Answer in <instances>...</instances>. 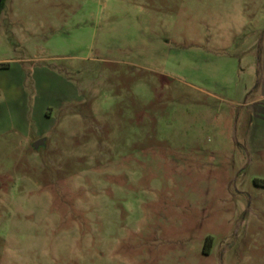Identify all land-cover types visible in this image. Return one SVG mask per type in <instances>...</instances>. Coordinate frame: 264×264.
I'll return each instance as SVG.
<instances>
[{"label": "rangeland", "instance_id": "1", "mask_svg": "<svg viewBox=\"0 0 264 264\" xmlns=\"http://www.w3.org/2000/svg\"><path fill=\"white\" fill-rule=\"evenodd\" d=\"M4 61L0 264H264V0H6Z\"/></svg>", "mask_w": 264, "mask_h": 264}, {"label": "crops", "instance_id": "2", "mask_svg": "<svg viewBox=\"0 0 264 264\" xmlns=\"http://www.w3.org/2000/svg\"><path fill=\"white\" fill-rule=\"evenodd\" d=\"M13 64H14V62L13 61H4V62H0V91L3 93V95L5 96V98H0V103H1V99H2V101H4L5 99H7V98H11L12 97V99H14V98H16L17 97V93H18V91L16 90V88H15V83L16 82H14L15 80H11V86H9V87H7V84H6V82L4 81L5 80V78L3 77V73H9V72H11V71H13ZM12 76V75H11ZM14 82V83H13ZM15 113V112H14ZM25 120V119H24ZM25 122V121H24ZM5 124V123H4ZM14 124V123H13ZM15 125V124H14ZM8 129L10 130H12V128H13V125H11L10 123H8ZM15 127V130L17 129V130H20L21 129V127H23L22 125L19 127V125H15L14 126ZM5 130L6 128H1V120H0V130Z\"/></svg>", "mask_w": 264, "mask_h": 264}, {"label": "water", "instance_id": "3", "mask_svg": "<svg viewBox=\"0 0 264 264\" xmlns=\"http://www.w3.org/2000/svg\"><path fill=\"white\" fill-rule=\"evenodd\" d=\"M45 139H41L34 144V149L38 150L40 147L44 146Z\"/></svg>", "mask_w": 264, "mask_h": 264}, {"label": "trees", "instance_id": "4", "mask_svg": "<svg viewBox=\"0 0 264 264\" xmlns=\"http://www.w3.org/2000/svg\"><path fill=\"white\" fill-rule=\"evenodd\" d=\"M6 2V0H0V15H1V12L3 10V7H4V3Z\"/></svg>", "mask_w": 264, "mask_h": 264}]
</instances>
